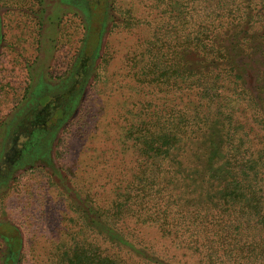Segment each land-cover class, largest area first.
<instances>
[{"label": "rangeland", "instance_id": "374dc122", "mask_svg": "<svg viewBox=\"0 0 264 264\" xmlns=\"http://www.w3.org/2000/svg\"><path fill=\"white\" fill-rule=\"evenodd\" d=\"M84 2L0 0V166L18 121L33 115L41 94H52L83 59ZM104 3V30L90 76L78 105L55 134L50 158L35 153L29 162L30 156L22 154L0 180V223L15 226L21 242L15 264H137L129 248L105 241L89 226L84 211L91 207L108 214L125 203L133 211L140 180L147 186L153 179L149 138L162 136L168 122L175 125L184 112L195 114L201 92L184 85L179 58L185 38L194 41L200 32L194 21L200 0ZM185 12L192 21L184 19ZM258 21L257 28L264 26L263 19ZM249 60H241L244 67ZM248 75L249 88L257 95L258 74L249 67ZM225 88L237 131L247 134L252 151L264 152V128L254 122L255 108L235 87ZM157 177L165 178L163 173ZM146 194L145 188L140 197ZM138 221L126 217L116 228L155 257L166 258L168 240L158 228ZM1 235L3 264L7 247ZM169 251L177 255L173 263L195 264L181 259L174 248Z\"/></svg>", "mask_w": 264, "mask_h": 264}, {"label": "trees", "instance_id": "16d2710c", "mask_svg": "<svg viewBox=\"0 0 264 264\" xmlns=\"http://www.w3.org/2000/svg\"><path fill=\"white\" fill-rule=\"evenodd\" d=\"M104 5V0L83 4L85 55L93 57L97 52ZM195 16L200 32L194 41L185 38L179 58L184 85L201 92L195 114L184 112L175 125L168 122L162 136L149 138L153 179L147 186L140 180V195L145 188L147 194L132 198L133 211L126 209V203L122 210L108 214L87 207L84 217L105 241L129 248L137 264H178L173 263L177 255L171 248L195 264H264V152L247 146V134L237 131L225 96L226 84L244 94L256 110L254 122L264 128V26L257 28L258 20L264 21V0H200ZM183 17L193 16L185 12ZM3 37L0 13V45ZM254 55L260 60L252 59ZM247 58L244 67L241 60ZM249 67L258 74L257 95L249 88ZM53 141L37 147L29 162L35 153L49 159ZM10 168L6 161L0 166V180L9 176ZM162 173L164 180L157 177ZM126 217L158 228L171 247L164 252L166 258L155 257V252L133 243L116 228ZM0 231L7 247L3 264H15L21 246L18 232L7 223H0ZM108 263L112 262L103 264Z\"/></svg>", "mask_w": 264, "mask_h": 264}, {"label": "flooded vegetation", "instance_id": "af4514ba", "mask_svg": "<svg viewBox=\"0 0 264 264\" xmlns=\"http://www.w3.org/2000/svg\"><path fill=\"white\" fill-rule=\"evenodd\" d=\"M91 60L92 56L84 54L77 63L75 75L63 79L52 94L39 95L43 100L36 105L34 114H27L18 121V132L10 142L11 149L6 157L7 168L17 164L22 154L28 157L37 147L45 148L54 140L61 124L79 103L90 74Z\"/></svg>", "mask_w": 264, "mask_h": 264}]
</instances>
